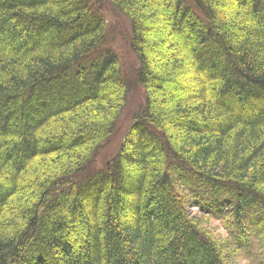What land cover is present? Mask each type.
<instances>
[{
  "label": "trees",
  "instance_id": "trees-1",
  "mask_svg": "<svg viewBox=\"0 0 264 264\" xmlns=\"http://www.w3.org/2000/svg\"><path fill=\"white\" fill-rule=\"evenodd\" d=\"M110 1L146 100L94 168L130 92L104 7L0 0V264H264V0Z\"/></svg>",
  "mask_w": 264,
  "mask_h": 264
},
{
  "label": "rangeland",
  "instance_id": "rangeland-1",
  "mask_svg": "<svg viewBox=\"0 0 264 264\" xmlns=\"http://www.w3.org/2000/svg\"><path fill=\"white\" fill-rule=\"evenodd\" d=\"M95 1L98 3V0ZM98 5L104 7L102 10L107 21L109 43L122 60L125 77L130 85V92L126 105L117 120L114 132L104 142L92 165L94 168L103 166L107 160L114 156L123 142L135 115L144 106L146 100L145 90L138 79L139 60L130 46L132 31L129 17L121 13L110 0H100ZM167 85L172 87L171 83ZM196 210L197 208L193 209V211ZM205 221L215 236H226L219 220L207 216ZM238 260L237 263L249 264L241 255Z\"/></svg>",
  "mask_w": 264,
  "mask_h": 264
}]
</instances>
